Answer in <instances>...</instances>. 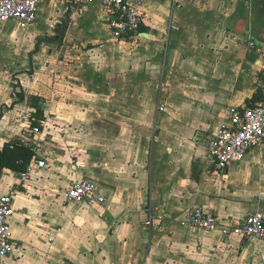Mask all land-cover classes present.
<instances>
[{
	"label": "crops",
	"instance_id": "crops-1",
	"mask_svg": "<svg viewBox=\"0 0 264 264\" xmlns=\"http://www.w3.org/2000/svg\"><path fill=\"white\" fill-rule=\"evenodd\" d=\"M205 1L173 7L149 0L138 36L114 41L101 0H42L37 22L27 26L31 46L22 53L32 54L30 66L10 68L0 55V149L32 135L30 95L41 98L49 147L66 141L46 131L50 115L69 114L62 105L80 108L70 115L81 119V141L60 143L48 156L42 149L46 178L45 169L25 183L15 170L0 172V195L13 192L11 227L22 241L0 264H236L254 255L256 243H225L219 229L181 222L197 207L225 224L264 212V143L221 176L207 158L209 137L229 123L228 108L248 105L258 87L264 91V36L248 34L250 6L229 5L232 15L216 21ZM252 1L264 10V0ZM227 28L231 34L223 35ZM43 38L60 47L46 51ZM80 179L98 185L107 200L73 210L63 191ZM150 210L157 217L149 227Z\"/></svg>",
	"mask_w": 264,
	"mask_h": 264
},
{
	"label": "built area",
	"instance_id": "built-area-1",
	"mask_svg": "<svg viewBox=\"0 0 264 264\" xmlns=\"http://www.w3.org/2000/svg\"><path fill=\"white\" fill-rule=\"evenodd\" d=\"M149 0H101L105 9V19L109 27L111 39L114 41L135 39L146 18L145 8ZM173 7L182 6L188 0H170ZM42 0H0V23L16 20L22 28L37 22ZM170 28H179L171 23ZM251 47L255 43H250ZM2 37L0 33V48ZM229 123L221 125L207 141V158L211 172L221 176L226 173L232 162L243 161L249 152L264 143V101L253 106H231L227 110ZM45 124L31 125L29 135L22 144L34 151V156L24 171L18 172L20 183L29 181L33 174L47 168V160L41 151L46 145L42 136ZM13 147V146H11ZM68 203H104L107 198L100 192L94 182L80 179L71 181L63 191ZM16 213L15 198L12 193L0 195V257L13 254L21 248L22 241L17 238L11 227V219ZM157 215L149 211L146 226H152ZM204 230L219 229L223 242L228 243L236 238L242 244L249 240L264 241V212H251L238 223H221L216 215L197 207L188 209L182 221Z\"/></svg>",
	"mask_w": 264,
	"mask_h": 264
},
{
	"label": "rangeland",
	"instance_id": "rangeland-1",
	"mask_svg": "<svg viewBox=\"0 0 264 264\" xmlns=\"http://www.w3.org/2000/svg\"><path fill=\"white\" fill-rule=\"evenodd\" d=\"M208 3V5H211V6H214L215 9H216V12L214 13L215 16H213V19L216 20V21H221L223 18H225L226 14L228 13L230 17L232 15L233 12L231 11H228L227 10V7L229 5H235V4H244L246 6H250V24H249V35H252V37H254V39H258V35L256 34V32H261V35L260 36H264L262 31L260 30L261 29V26L263 27L264 26V17L262 16L264 14V10L262 8H253V1L252 0H208V1H205V3ZM214 4H218L220 5L218 8H216V5ZM40 14V13H39ZM235 14V13H234ZM257 25V26H256ZM43 27L47 26V23H43L42 25ZM231 31L230 28H227L226 30L224 29L223 30V35H229L231 34ZM256 31V32H255ZM0 32L2 34V37H3V45H2V48L0 49V55L1 57L3 56L4 57V61H6V64H8V67L12 68V66H17V63H20L22 68H24L23 66L25 65H29L30 66V61L29 60H26L28 59V57H31L32 54L29 55V53L26 54V59H24L22 57V53L23 51L26 49V48H29L31 46V44H29V37L32 36V34L30 33V30L26 27V28H22L20 26V24L18 23V21H14V20H8V21H4V22H1L0 23ZM43 37H50L48 33H45ZM52 38L55 37V36H51ZM43 38V40L41 39L40 42L42 43V47L47 51L48 49L50 50H56V48L60 47L59 44L57 43H49L47 41H45ZM40 43V44H41ZM13 46L15 47V54H11L10 52V47ZM66 46L64 47V50H66ZM27 51L25 50L24 53H26ZM64 59V58H62ZM69 63L67 64H72V62L69 60L67 61ZM15 65H14V64ZM0 67H4L2 62L0 64ZM60 74H57L56 71H53L52 74H50V76H54V77H57V82H59V76H57ZM28 81L25 82V87H26V90H31L32 89V84H27ZM65 86L64 84H57V87L58 86ZM56 86V83H53L52 84V87H55ZM48 88H51V85H48ZM56 100H60L61 97L60 95H57ZM28 101H32V96L30 95L29 98H28ZM62 101V100H61ZM65 100L63 99V102L64 103ZM60 109H58L59 111ZM61 110H63L65 112V110H67V112L69 114H64L63 113V116L65 119L64 120H56V118L54 117V115H50V117L52 118V122H50L52 128H47V132L49 131L50 134H54L58 137H62V138H65V144H63L62 142H58V140H52L51 143L54 144L52 145V148L49 147L48 144L44 145L43 146V150H44V153L46 156L53 154V150L57 151V150H60V147L61 145H65L64 147H70V146H74V143L75 142H78V141H81V138H77V136H79L81 134V119L77 117V119H79L78 121H72L71 119H74L76 116L74 115H70V114H73L75 113L74 111H77V110H80V108L78 109H75L74 111L72 110V108L70 107H67L65 105H62L61 107ZM57 111V109H56ZM22 112V110H21ZM27 117H28V112L26 113ZM31 116V115H29ZM73 117V118H72ZM67 119V120H66ZM54 122V123H53ZM27 124L29 125V121L27 122ZM73 126H76V130L77 132H75L74 129H72L69 133L71 135L72 138H70L69 136L65 137V134L67 132H65V129L67 128H72ZM28 128V126H27ZM28 132H29V129H28ZM66 135H69V134H66ZM52 136V135H50ZM67 138V139H66ZM73 141V142H70ZM61 143V145H60ZM80 143V142H79ZM76 147H80L78 146V144H75ZM74 146V147H75ZM57 147V148H56ZM75 151L76 149H73V150H68V153H69V158H72L73 160H76L77 158L74 157L73 154H75ZM62 152V151H61ZM65 152V151H64ZM73 154H72V153ZM46 171V169L44 170V172ZM43 174H41V178H46L48 173L45 172ZM40 177V176H39ZM39 177H37V180H40ZM17 199V197H16ZM71 204V203H70ZM83 204V203H81ZM81 204H75L73 205V210H76V208L80 207ZM81 236L78 234V237ZM250 243H256L257 244V248L254 250V255H252L248 261L246 263L243 262V260H241V262H237L236 264H264V241H260V240H257V239H253V240H249ZM248 241V242H249ZM247 242V243H248ZM235 264V263H234Z\"/></svg>",
	"mask_w": 264,
	"mask_h": 264
},
{
	"label": "trees",
	"instance_id": "trees-1",
	"mask_svg": "<svg viewBox=\"0 0 264 264\" xmlns=\"http://www.w3.org/2000/svg\"><path fill=\"white\" fill-rule=\"evenodd\" d=\"M13 86L16 90L18 85L13 84ZM40 99V97L32 96L33 107L36 108L31 116L32 125H40V121L43 118L42 109L39 108L38 104ZM262 101H264V91L258 87L253 96L248 100V105L253 106ZM33 156L34 151L23 145L20 141H7L0 149V172L6 168L15 170L16 172L24 171Z\"/></svg>",
	"mask_w": 264,
	"mask_h": 264
}]
</instances>
